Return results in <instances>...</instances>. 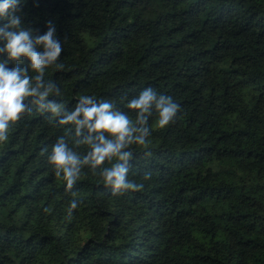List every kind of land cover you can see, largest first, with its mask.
Wrapping results in <instances>:
<instances>
[{"label": "trees", "instance_id": "trees-1", "mask_svg": "<svg viewBox=\"0 0 264 264\" xmlns=\"http://www.w3.org/2000/svg\"><path fill=\"white\" fill-rule=\"evenodd\" d=\"M17 15L33 37L55 24L64 68L45 70L44 103L65 107L27 97L0 142V264H264V0H24ZM147 88L180 110L164 129L154 112L148 148L124 149L143 190L113 195L106 161L66 191L52 145L90 149L64 112L90 95L134 118L127 102Z\"/></svg>", "mask_w": 264, "mask_h": 264}, {"label": "clouds", "instance_id": "clouds-1", "mask_svg": "<svg viewBox=\"0 0 264 264\" xmlns=\"http://www.w3.org/2000/svg\"><path fill=\"white\" fill-rule=\"evenodd\" d=\"M23 2L0 0V20L5 21L0 25V40L4 42L0 52L7 53V59L0 60V142L8 140L10 126L28 110L24 103L27 97H35L32 103L38 106V110L48 108L53 116L59 115L65 107L63 103H44L54 88L51 80L45 85V70L50 67L64 68L63 63H57L63 47L57 39L56 26L48 21L47 31L33 37L34 29L23 26L21 16L17 15ZM22 57L28 61L25 68L5 67L9 61H19ZM29 72L34 75L30 76ZM114 105L108 100L81 95L75 107L70 112H64L59 119L60 125H74L77 136H80L83 129H87L88 135L76 143L86 144L90 149L81 159L77 152L69 148L63 136L52 145L48 162L55 169L56 177L65 181L66 191L71 190L80 178L83 165L91 162L95 169L106 161L110 166L104 167L100 175L103 185L110 186L113 195L143 190V183L128 178V161L133 153L124 149L133 144L147 149L148 138L153 131L149 118L155 112L156 128L164 129L174 121L180 105L171 96L158 94L152 88L142 90L127 102V108L135 113L134 118L128 112L114 110ZM46 149H41V154ZM145 154L152 155L151 151ZM150 178L151 173L143 177L145 180ZM77 207V201L73 199L69 202L68 212L71 213Z\"/></svg>", "mask_w": 264, "mask_h": 264}]
</instances>
